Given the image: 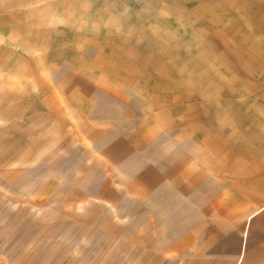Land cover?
<instances>
[{"label":"rangeland","instance_id":"374dc122","mask_svg":"<svg viewBox=\"0 0 264 264\" xmlns=\"http://www.w3.org/2000/svg\"><path fill=\"white\" fill-rule=\"evenodd\" d=\"M263 151L264 0H0V264H264Z\"/></svg>","mask_w":264,"mask_h":264},{"label":"crops","instance_id":"0c3cea01","mask_svg":"<svg viewBox=\"0 0 264 264\" xmlns=\"http://www.w3.org/2000/svg\"><path fill=\"white\" fill-rule=\"evenodd\" d=\"M253 154H255L254 152H253ZM258 155H261V154H263L264 155V151L263 152H261V154L260 153H257ZM263 155H261V157H260V159L259 158H255V159H253V163L255 164V165H257L258 167H260L261 169H263L264 168V156ZM215 155H212V157H214ZM223 156H228L227 154H225L224 155V153H221L220 155H219V157H221V159L219 160V161H217V160H214V161H210L209 162V165H207L206 166V170H210V172H218V167H219V165H220V167H223V164L224 165H229L228 164V159L227 158H225L224 159V157ZM240 156L241 157H237L236 159H235V161H233V163H237V165L239 164V165H241L242 166V168H244V158H243V156L240 154ZM212 162H214V164H212ZM238 165V166H239ZM228 167V166H227ZM225 170V168L223 169V168H221L219 171H220V173H221V171H224ZM227 171L226 172H228L229 171V169H226ZM210 222H211V224L214 222V231H215V234L216 235H218V232H216V230L217 231H219V233H220V236L222 235V236H227V230H230V228L232 227L231 226V216L230 215H224L223 216V218H220V219H214L213 221L212 220H210ZM218 223V226H216V224ZM222 226H224L223 228H222ZM209 228H210V226H208ZM223 229V230H222ZM209 231V229H207L205 232H204V234L201 236L202 237V239L201 240H196V239H193V238H191L192 240L191 241H193V242H196V243H199V245H198V247H200L201 245H203L204 243H205V241H206V239L208 238V236L211 234V233H213V232H208ZM217 237V236H216ZM219 240H222V238L221 239H219ZM206 248H208L206 245H204L203 247H202V249H201V252H203V251H206L207 249Z\"/></svg>","mask_w":264,"mask_h":264}]
</instances>
